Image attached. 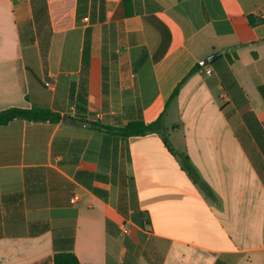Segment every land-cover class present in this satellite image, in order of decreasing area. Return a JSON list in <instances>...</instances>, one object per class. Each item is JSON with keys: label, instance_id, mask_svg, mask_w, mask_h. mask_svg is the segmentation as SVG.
<instances>
[{"label": "crops", "instance_id": "crops-1", "mask_svg": "<svg viewBox=\"0 0 264 264\" xmlns=\"http://www.w3.org/2000/svg\"><path fill=\"white\" fill-rule=\"evenodd\" d=\"M250 15L264 0H0V111L63 118L0 126V264H264V23ZM161 115L213 196L163 136L91 125Z\"/></svg>", "mask_w": 264, "mask_h": 264}, {"label": "trees", "instance_id": "trees-1", "mask_svg": "<svg viewBox=\"0 0 264 264\" xmlns=\"http://www.w3.org/2000/svg\"><path fill=\"white\" fill-rule=\"evenodd\" d=\"M249 21L252 26H257L259 24L264 23V17L250 15ZM200 68H201V65L197 64L192 69V71L189 73V76L194 74ZM179 89H180V86L173 93L171 100L177 96ZM17 119L27 120V121H32V122L58 123L63 118L60 113L49 110V109L41 108V107H33L31 109L15 107V108H10L4 111H0V126L8 125L9 123ZM67 120L73 123L79 122V120H75L72 118H68ZM91 125L93 126L94 129L104 133L105 135L115 136L116 138H120V137L130 138V137H135V136H146L150 134H159L163 136L164 142L167 148L173 154H177L179 156L183 169L189 174V176L193 179L195 183L201 186L203 191L208 196H213L212 190L206 184L202 182L189 156L185 153H178L173 149V146L171 145V142L169 141L168 136H167L168 130L163 123L162 115L156 121H153L151 123H147L144 120L140 119V120L131 121L127 125L121 128L103 126L98 123H91ZM54 264H81V262L79 258L73 252H61V253L55 254Z\"/></svg>", "mask_w": 264, "mask_h": 264}, {"label": "built area", "instance_id": "built-area-1", "mask_svg": "<svg viewBox=\"0 0 264 264\" xmlns=\"http://www.w3.org/2000/svg\"><path fill=\"white\" fill-rule=\"evenodd\" d=\"M76 200H77V198L74 197V198L72 199V202L75 203ZM122 231H123L124 234H127V233H128V228H127L126 225L123 226Z\"/></svg>", "mask_w": 264, "mask_h": 264}, {"label": "water", "instance_id": "water-1", "mask_svg": "<svg viewBox=\"0 0 264 264\" xmlns=\"http://www.w3.org/2000/svg\"><path fill=\"white\" fill-rule=\"evenodd\" d=\"M208 62H209V60H204L203 62H201V65H202V66H205V65L208 64Z\"/></svg>", "mask_w": 264, "mask_h": 264}, {"label": "rangeland", "instance_id": "rangeland-1", "mask_svg": "<svg viewBox=\"0 0 264 264\" xmlns=\"http://www.w3.org/2000/svg\"><path fill=\"white\" fill-rule=\"evenodd\" d=\"M168 136V135H167ZM168 138H169V136H168Z\"/></svg>", "mask_w": 264, "mask_h": 264}]
</instances>
